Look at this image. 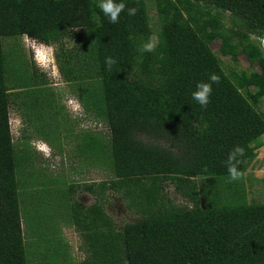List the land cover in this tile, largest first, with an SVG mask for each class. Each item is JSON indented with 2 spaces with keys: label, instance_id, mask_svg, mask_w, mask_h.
Segmentation results:
<instances>
[{
  "label": "trees",
  "instance_id": "trees-1",
  "mask_svg": "<svg viewBox=\"0 0 264 264\" xmlns=\"http://www.w3.org/2000/svg\"><path fill=\"white\" fill-rule=\"evenodd\" d=\"M154 1L158 43L141 54L138 48L155 35L145 0H123L137 13L122 12L115 25L100 0H0V264H32L33 250V258L43 255L25 241L20 173L29 158L15 150L10 105L12 91L46 81L15 56L20 82L10 89L3 47L4 39L22 37L57 48L63 78L89 82L81 102L110 133L107 142L85 133L83 149L100 147L86 157L102 159L114 179L84 184L94 202L71 200L66 210L87 252L82 264H264V204H249L243 182L232 181L226 168L239 146L243 178L264 146V48L254 40L264 38V0ZM219 41L222 56L235 62L244 56L259 69L228 75L211 49ZM107 58L115 61L111 68ZM211 74L219 82L201 108L191 94ZM202 178L236 189L213 197L210 189L200 191ZM111 194L139 220L120 228L107 212ZM224 198L232 203L222 205ZM34 212L30 225L38 237L42 224Z\"/></svg>",
  "mask_w": 264,
  "mask_h": 264
},
{
  "label": "rangeland",
  "instance_id": "rangeland-1",
  "mask_svg": "<svg viewBox=\"0 0 264 264\" xmlns=\"http://www.w3.org/2000/svg\"><path fill=\"white\" fill-rule=\"evenodd\" d=\"M145 1L154 38L157 40L161 27L155 1ZM254 40L264 48V38ZM220 46L219 41L214 43L211 49L228 75L233 70L252 73L259 69L252 66L244 56L238 57L237 62L231 57L222 56L219 52ZM3 47L10 62L9 68L12 70L8 81L10 89L14 90L20 82L13 75L14 66H18L17 62L13 61L15 56L20 58V55H23L24 59L20 58V62L28 61L46 81L45 87L12 91L10 105L15 150L22 159L29 158L28 164L22 161L20 173V183L25 185V188L21 189L25 241L28 246H36L38 252L43 254L33 258V250L29 257L32 264L39 263L41 259L38 257H43V262L39 264H82L87 258V252L84 251L83 240L66 210L69 209L71 200H81L88 204L94 202V197L84 192V184H99L114 179L110 168L102 163V159L98 161L95 158L93 161L86 157L100 154V147L97 151L96 145L92 144L88 150L87 144H84L83 149L85 133L103 137V141L107 142L110 138L109 130L105 125L96 122L81 102V96L83 99L87 98V91L82 90L83 85L87 86L89 82L78 84V80L70 82L63 78L55 61L57 48L42 46L26 37L19 40L4 39ZM37 99L39 104H36ZM36 105L37 110L34 108ZM260 111L264 114V100ZM262 141L264 142V136ZM42 146L47 148L46 153H43ZM257 152V158L249 163L244 177L234 181L239 184L243 182L248 202L253 205L264 204V146ZM198 184L202 192L210 189L213 197L224 189H236V184H212L207 178L199 179ZM71 186H75L73 196L68 192ZM167 192L176 203L184 204L171 187L167 188ZM231 203L224 198L222 205ZM34 211L35 217L42 224L38 237H35L31 229V225L36 224L35 221L30 222ZM107 212L120 228L139 220L126 210L116 194L110 195Z\"/></svg>",
  "mask_w": 264,
  "mask_h": 264
},
{
  "label": "clouds",
  "instance_id": "clouds-1",
  "mask_svg": "<svg viewBox=\"0 0 264 264\" xmlns=\"http://www.w3.org/2000/svg\"><path fill=\"white\" fill-rule=\"evenodd\" d=\"M99 8L103 13L104 17L107 19V21L113 25L119 23L122 12H126V14L130 17L135 16L137 13V9L135 7H126L123 0H100ZM157 43L158 40L150 37L147 42L143 43L138 48V51L141 54L152 53L156 50ZM38 53L42 54L41 51H38ZM114 63L115 61L112 58L106 59V65L109 68H111V66ZM208 79L209 82H198L196 84L195 91H193L191 94V99L195 103H197L201 108H206L208 106L213 93V84L219 82V77L215 74H211ZM242 154H243V149L237 146L234 147L233 150L228 155L226 161V168H227V173L232 181H237L241 179L242 174L238 171L237 168L238 165L237 157Z\"/></svg>",
  "mask_w": 264,
  "mask_h": 264
},
{
  "label": "crops",
  "instance_id": "crops-1",
  "mask_svg": "<svg viewBox=\"0 0 264 264\" xmlns=\"http://www.w3.org/2000/svg\"><path fill=\"white\" fill-rule=\"evenodd\" d=\"M42 149L44 150L43 153H46L47 148L45 146H42Z\"/></svg>",
  "mask_w": 264,
  "mask_h": 264
}]
</instances>
